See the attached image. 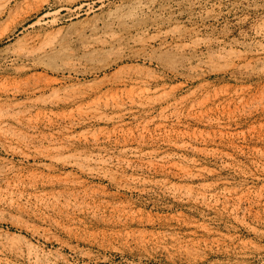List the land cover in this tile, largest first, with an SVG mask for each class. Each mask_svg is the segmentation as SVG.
I'll list each match as a JSON object with an SVG mask.
<instances>
[{"label":"rangeland","instance_id":"obj_1","mask_svg":"<svg viewBox=\"0 0 264 264\" xmlns=\"http://www.w3.org/2000/svg\"><path fill=\"white\" fill-rule=\"evenodd\" d=\"M0 264H264V0H0Z\"/></svg>","mask_w":264,"mask_h":264}]
</instances>
